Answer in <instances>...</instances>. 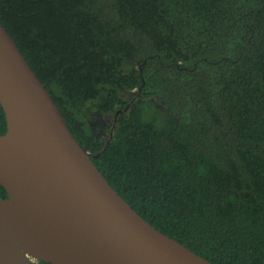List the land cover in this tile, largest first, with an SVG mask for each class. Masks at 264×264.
Segmentation results:
<instances>
[{
    "label": "trees",
    "instance_id": "obj_1",
    "mask_svg": "<svg viewBox=\"0 0 264 264\" xmlns=\"http://www.w3.org/2000/svg\"><path fill=\"white\" fill-rule=\"evenodd\" d=\"M0 24L139 215L213 264H264V0H0Z\"/></svg>",
    "mask_w": 264,
    "mask_h": 264
},
{
    "label": "water",
    "instance_id": "obj_2",
    "mask_svg": "<svg viewBox=\"0 0 264 264\" xmlns=\"http://www.w3.org/2000/svg\"><path fill=\"white\" fill-rule=\"evenodd\" d=\"M0 105V264H213L110 185L1 24Z\"/></svg>",
    "mask_w": 264,
    "mask_h": 264
},
{
    "label": "rangeland",
    "instance_id": "obj_3",
    "mask_svg": "<svg viewBox=\"0 0 264 264\" xmlns=\"http://www.w3.org/2000/svg\"><path fill=\"white\" fill-rule=\"evenodd\" d=\"M111 124H112V116L106 115L99 120H95V119L94 121L92 120L90 125L92 126L96 136L100 138L102 136L106 137V135H108L107 128L110 127Z\"/></svg>",
    "mask_w": 264,
    "mask_h": 264
},
{
    "label": "flooded vegetation",
    "instance_id": "obj_4",
    "mask_svg": "<svg viewBox=\"0 0 264 264\" xmlns=\"http://www.w3.org/2000/svg\"><path fill=\"white\" fill-rule=\"evenodd\" d=\"M113 123H114V120L112 121V124L111 125H113ZM36 263H37V261L34 260L33 264H36Z\"/></svg>",
    "mask_w": 264,
    "mask_h": 264
}]
</instances>
